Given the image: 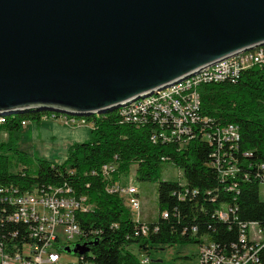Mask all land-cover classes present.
<instances>
[{
  "label": "trees",
  "instance_id": "obj_1",
  "mask_svg": "<svg viewBox=\"0 0 264 264\" xmlns=\"http://www.w3.org/2000/svg\"><path fill=\"white\" fill-rule=\"evenodd\" d=\"M197 93V120L185 125L189 134L166 140L153 141V133L171 132V122L163 125L147 117L133 123L121 116L145 102L87 118L33 112L0 117V135H7L6 142L0 139V186L18 191L65 188L76 198L86 197L90 210L79 212L76 221L83 232L80 245L87 249L83 259L92 264H142L132 246L147 251L211 243L227 255L243 245L254 246L250 226L264 228V64L222 82L202 83ZM52 116L91 124L89 140L72 144L61 165L42 159L35 170L26 165L18 171L29 159L18 149L22 122L39 124ZM229 126L237 127L238 141L224 142L219 136ZM166 163L181 172L182 180L161 179ZM132 165L137 166V180L157 182L158 216L152 223L134 220L124 200L110 192ZM12 210L8 203L0 204V240L22 245L29 241L28 227L7 220ZM224 212L226 218L221 217ZM254 248L258 263L264 264V240Z\"/></svg>",
  "mask_w": 264,
  "mask_h": 264
},
{
  "label": "water",
  "instance_id": "obj_2",
  "mask_svg": "<svg viewBox=\"0 0 264 264\" xmlns=\"http://www.w3.org/2000/svg\"><path fill=\"white\" fill-rule=\"evenodd\" d=\"M261 47L264 0H0V117L116 112Z\"/></svg>",
  "mask_w": 264,
  "mask_h": 264
},
{
  "label": "built area",
  "instance_id": "obj_3",
  "mask_svg": "<svg viewBox=\"0 0 264 264\" xmlns=\"http://www.w3.org/2000/svg\"><path fill=\"white\" fill-rule=\"evenodd\" d=\"M259 64H264V50L249 58L223 65L208 76L184 85L183 90L176 94L149 103L135 111H128L121 116L133 123L152 117L163 125L168 122L173 124L171 132L159 135L154 132L153 141H157L158 138L166 140L176 135H187L190 130L185 125L192 124L197 120L196 111L200 104L197 88L200 84L222 82L228 78L238 77L241 71ZM53 118L55 117L52 116ZM58 120H61L66 126L85 123ZM27 124L22 122V128ZM219 136L224 142L238 141V129L236 126H229L221 130ZM107 169L112 170L111 167L104 170ZM231 171L232 169L227 172L231 173ZM227 172L222 174H227ZM37 187L33 186L28 191H18L11 187L0 186V204L8 203L13 208L12 213L7 216V220L27 226V239H29L22 245L12 244L11 246L4 245L0 240V264H92L83 259L85 254H73L76 256V261H72L70 259L72 253L65 251V248H71L76 244L80 245L83 232L76 221V215L79 212L90 210V207L86 205V197L76 198L71 195L70 189L49 188L48 191H44ZM110 192L125 199V205L127 204L126 206L132 213L139 212L138 191L135 187L124 186L120 182L115 184ZM7 195L9 199H7ZM222 216L226 218V213L224 212ZM252 230L259 234L260 241L253 242L252 238L250 241L255 243L254 246H258L264 240V228L252 224L249 228L250 234ZM142 232L145 233V229H142ZM15 237L16 234L13 235V238ZM241 242L245 243V235L241 237ZM254 246L243 245L242 250L227 255L218 253L216 247L211 243L204 244L198 248L197 264H259ZM141 262L146 264L148 259L144 258Z\"/></svg>",
  "mask_w": 264,
  "mask_h": 264
},
{
  "label": "rangeland",
  "instance_id": "obj_4",
  "mask_svg": "<svg viewBox=\"0 0 264 264\" xmlns=\"http://www.w3.org/2000/svg\"><path fill=\"white\" fill-rule=\"evenodd\" d=\"M70 121V120H69ZM75 123H84L83 120H74ZM84 125L76 124L66 126L60 120L42 119L40 124L29 122L21 129V140L18 143V149L28 155V161L25 165H20L19 169H24L26 165L33 170L37 168L38 160H48L52 163L61 165L67 149L74 143H82L89 140V129ZM2 142L7 141L6 133L0 135ZM136 165H132L129 174L122 177L121 184L124 186H133L138 191L140 212L139 216L132 214L134 220L152 223L157 219V182L139 181L135 176ZM162 180H182L179 172L172 164H164V170L161 176ZM123 182V183H122ZM264 197V187L261 188V198ZM124 204H125V199ZM127 205V204H126ZM251 238L253 242L260 241L259 234L252 230ZM197 246L176 245L171 248H162L156 250L149 248L147 251L132 246L130 251L140 260L148 259L146 264H197ZM71 260L76 261V256L71 254Z\"/></svg>",
  "mask_w": 264,
  "mask_h": 264
},
{
  "label": "bare ground",
  "instance_id": "obj_5",
  "mask_svg": "<svg viewBox=\"0 0 264 264\" xmlns=\"http://www.w3.org/2000/svg\"><path fill=\"white\" fill-rule=\"evenodd\" d=\"M262 48V47H261ZM259 49V48H258ZM257 50V49H255ZM254 50V51H255ZM258 53V52H257ZM257 53H253V51H249V52H245L243 54H240V55H237L235 57H232V58H229V59H226L224 61H221L219 63H217L216 65L210 67L208 70L204 71V72H201L197 75H194L172 87H169V88H166L165 90L163 91H158L156 94H153L149 97H146V98H143V99H140V100H137L136 102L132 103V104H129L127 106H132V108L134 107H137L139 106V104L141 102H145L146 105H148L149 103H153V102H156L158 100H163L165 99L166 97L172 95V94H176L184 85H187L189 83H193L194 81H196L197 79H200V78H203L205 76H208L209 74H211L213 71L217 70L219 67L223 66V65H228L230 63H233V62H236L237 60L239 59H245V58H249L251 55H254V54H257ZM181 91V90H180ZM144 104V103H143ZM127 106L121 108V109H124L126 108ZM141 108V107H140ZM138 109V108H137ZM128 112V111H127ZM63 116V115H61ZM54 117V116H53ZM67 117V116H66ZM65 117V118H66ZM60 118V117H59ZM66 120V119H64ZM68 121V119L66 120ZM72 122H75L74 120H70Z\"/></svg>",
  "mask_w": 264,
  "mask_h": 264
},
{
  "label": "crops",
  "instance_id": "obj_6",
  "mask_svg": "<svg viewBox=\"0 0 264 264\" xmlns=\"http://www.w3.org/2000/svg\"><path fill=\"white\" fill-rule=\"evenodd\" d=\"M60 122L62 123V121L60 120ZM86 123V128H88L89 129V131H90V129H91V124H89V123H87V122H85ZM40 124V123H39ZM80 125H84V124H80ZM23 129V128H22ZM73 248H74V246H73ZM71 249H72V247H71ZM198 251V250H197ZM68 253H70V252H68ZM72 254H74V253H72Z\"/></svg>",
  "mask_w": 264,
  "mask_h": 264
},
{
  "label": "flooded vegetation",
  "instance_id": "obj_7",
  "mask_svg": "<svg viewBox=\"0 0 264 264\" xmlns=\"http://www.w3.org/2000/svg\"><path fill=\"white\" fill-rule=\"evenodd\" d=\"M72 249H73V247H72Z\"/></svg>",
  "mask_w": 264,
  "mask_h": 264
}]
</instances>
